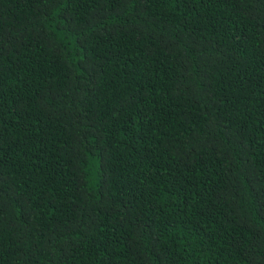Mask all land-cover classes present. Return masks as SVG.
<instances>
[{"label":"trees","instance_id":"1","mask_svg":"<svg viewBox=\"0 0 264 264\" xmlns=\"http://www.w3.org/2000/svg\"><path fill=\"white\" fill-rule=\"evenodd\" d=\"M0 264H264V0H0Z\"/></svg>","mask_w":264,"mask_h":264}]
</instances>
